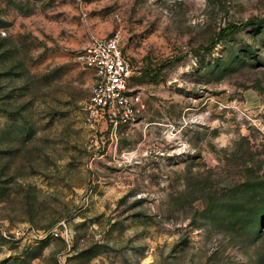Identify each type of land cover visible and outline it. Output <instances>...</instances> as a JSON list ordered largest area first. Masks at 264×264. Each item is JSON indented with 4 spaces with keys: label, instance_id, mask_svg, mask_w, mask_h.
<instances>
[{
    "label": "rangeland",
    "instance_id": "obj_1",
    "mask_svg": "<svg viewBox=\"0 0 264 264\" xmlns=\"http://www.w3.org/2000/svg\"><path fill=\"white\" fill-rule=\"evenodd\" d=\"M116 34L141 114L94 151ZM0 264H264V0H0Z\"/></svg>",
    "mask_w": 264,
    "mask_h": 264
},
{
    "label": "built area",
    "instance_id": "obj_2",
    "mask_svg": "<svg viewBox=\"0 0 264 264\" xmlns=\"http://www.w3.org/2000/svg\"><path fill=\"white\" fill-rule=\"evenodd\" d=\"M77 62L93 74L89 95L84 102L87 122L95 132L89 148L99 150L103 138L98 133L116 137L118 128L135 124L141 110L130 94L131 66L123 56L120 38L113 35L93 38L77 51Z\"/></svg>",
    "mask_w": 264,
    "mask_h": 264
},
{
    "label": "trees",
    "instance_id": "obj_3",
    "mask_svg": "<svg viewBox=\"0 0 264 264\" xmlns=\"http://www.w3.org/2000/svg\"><path fill=\"white\" fill-rule=\"evenodd\" d=\"M253 23L252 22H248L246 24H241L239 26H234L235 28H243V27H248V26H251Z\"/></svg>",
    "mask_w": 264,
    "mask_h": 264
}]
</instances>
